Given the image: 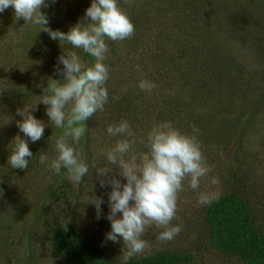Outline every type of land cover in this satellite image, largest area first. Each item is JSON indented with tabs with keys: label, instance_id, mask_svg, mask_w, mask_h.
<instances>
[{
	"label": "trees",
	"instance_id": "1",
	"mask_svg": "<svg viewBox=\"0 0 264 264\" xmlns=\"http://www.w3.org/2000/svg\"><path fill=\"white\" fill-rule=\"evenodd\" d=\"M4 16L0 240L11 252L6 220L29 216L17 264H196L210 251L264 264V0H0ZM41 101L55 113L38 135ZM96 157L146 204L89 217ZM161 209L172 223L156 246L114 236Z\"/></svg>",
	"mask_w": 264,
	"mask_h": 264
},
{
	"label": "rangeland",
	"instance_id": "2",
	"mask_svg": "<svg viewBox=\"0 0 264 264\" xmlns=\"http://www.w3.org/2000/svg\"><path fill=\"white\" fill-rule=\"evenodd\" d=\"M5 19H7V17L5 16L1 17L0 26L2 25V22ZM7 24H9V22H6V25ZM212 24H213L211 25L212 27H216L215 23H212ZM244 52H245V49L236 50V53H238L237 55H239L240 57H243V60H246L247 62L252 63L254 61V58H251L248 55V53H244ZM154 88L145 87V90L147 91V94L152 96V93H154L153 91ZM77 101L78 99L76 97H71V102L74 103L73 104L74 108L77 107ZM45 105L46 104L44 103V101H41L36 106V108H33V107L29 108L30 113H32L34 117V121H36V124H37L36 127H35V124L31 126L30 130L32 131V133H37L38 135L44 134L45 127L47 126L46 125L47 119H49L51 115L55 113L54 110L47 107L48 105L46 106ZM96 158L98 159L95 163L93 173H95L96 175L98 174V176L93 182H98V183L96 184L94 190H92V187H91L90 191H87L90 203H92L90 208L94 212V214L90 212L88 214L89 217L92 218L93 216H97L96 219L100 218L98 217V214L100 213L101 206L106 208V206L113 207L114 205H118L115 207L116 209L108 208L110 211L115 210L112 213H114L116 216V213L118 212V210H120V208L124 206H129L128 204L133 203L134 200H136L137 198H142L146 204L147 202L146 199L143 196L136 195V192H132L129 195L130 197V198L128 197L129 200L125 199L126 198L125 196H128L125 193L128 191L125 189H122L121 188L122 183L116 180V177L118 176V173H116V167L106 166L104 163V157L102 159L100 157H96ZM260 170H263V168H260ZM76 175L78 176L79 172H75L72 175V177L68 179V181L75 186L77 185ZM119 186H120V189H119ZM214 189L215 190L211 194H214L216 192V188ZM26 192L28 193V189ZM15 193H16V190H15ZM116 193H120L121 194L120 196L123 197L122 204L120 203L118 204L117 203L118 198L116 196H113ZM28 194H30V191ZM135 196L137 198H135ZM9 199L11 200V196H9L8 192H6L3 196V199L1 200V203L5 204ZM88 201H86V204ZM187 201H188L187 199H181L179 209L182 210L184 205L187 204ZM102 203H105V205H102ZM24 216L26 217V219L29 217L26 213ZM86 217H87L86 212L79 211L77 213V219L82 220L83 223L87 220ZM26 219L22 216V219H18L17 217H15L14 220H11V219L6 220L8 221L7 224L11 226L9 230L12 231L11 235L13 236L12 238H14L15 245L13 246V250L11 252H6L3 247L1 248L2 240H0V264H17V259L22 256L23 249L21 248V244L17 241L21 240L22 238V237H19V235L22 236V231H23L22 228L24 227V222L26 221ZM126 219H129V218H126ZM113 221H115V218H113ZM171 223H172L171 216L168 214H165L162 209L160 211L157 210L150 214L144 211L143 215L140 216L136 221L135 220L129 221L127 224L117 223L116 228H115L116 232L114 233V236L116 235L120 236L123 233L127 237H131L132 239L134 238L133 240L135 244L142 243L138 245V249L142 251H146L150 249L151 246L154 247L157 244H159V242L162 240V235H160L159 232L160 231L165 232V230L169 227ZM102 228L104 229L105 227L100 226V231L102 230ZM1 233L2 232L0 230V234ZM163 235H165V233H163ZM7 238H10V234L7 236ZM196 264H235V263L227 262L219 254L210 251L204 257H202Z\"/></svg>",
	"mask_w": 264,
	"mask_h": 264
}]
</instances>
